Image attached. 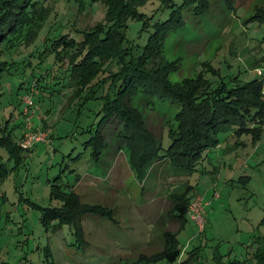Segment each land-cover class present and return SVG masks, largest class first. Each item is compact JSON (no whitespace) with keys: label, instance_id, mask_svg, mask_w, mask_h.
Returning <instances> with one entry per match:
<instances>
[{"label":"rangeland","instance_id":"374dc122","mask_svg":"<svg viewBox=\"0 0 264 264\" xmlns=\"http://www.w3.org/2000/svg\"><path fill=\"white\" fill-rule=\"evenodd\" d=\"M43 1L50 7L43 27L31 45L13 55L16 63L0 79V125L9 118L11 127L17 124V135L25 134L26 115L21 107L25 109L29 95L36 109L34 132L47 135L31 147L22 145L24 136L17 138L26 158L17 166L11 161L10 166L15 167L0 180V264H255L264 244V136L257 146L248 139L235 158L229 153H214L200 171L187 175L176 172L169 163L146 172L138 162L141 152L137 147L125 148L114 156L107 150L110 146L103 147L99 159H94L92 146L85 143L98 127L104 101L113 98L110 93L97 98L98 90L107 93L114 78L97 86L95 93L90 91L95 98H71L78 86L61 80L64 66L54 68L55 51L48 47L64 33L79 38L83 30L103 18L106 6L91 0H82L85 4L80 0H42L37 6L41 10ZM160 6V0H150L140 7L153 15L146 27L141 19L130 20L127 36L131 46L127 51L133 52L131 65L145 61L155 76L153 70H158V79L180 92L172 101L154 98L157 95L151 93L153 100L147 102L141 92L133 100L135 126L139 127V115L144 116L146 126L155 134L164 130L161 140L167 147L171 142L168 129H177V115L187 113L189 100L206 86L202 64L208 63L207 77L214 85L234 80V76L242 81L259 75L264 79V0H237L232 10L223 7L219 11L213 6L201 18L186 14L184 26L165 38L157 57L142 59L139 55H146L142 46L155 22L169 15L170 9L161 10ZM47 69L51 71L45 75ZM195 85L203 87L195 92ZM230 135L231 130L219 134L225 146L238 140ZM0 155L8 160L5 149L0 148ZM160 170L163 175L158 177ZM54 183L62 184L64 192H69L73 183V193L81 201L114 210V220L98 215L83 217L86 246H79L68 225L56 231L43 224V208L62 203ZM187 183L205 201L211 200L203 232L190 214L183 228L176 219L167 218L173 205L171 195L182 193ZM146 201L155 209L153 215H147L149 219L139 214ZM142 215L147 217L144 212ZM165 230L178 232L180 255L174 261L158 258L166 247Z\"/></svg>","mask_w":264,"mask_h":264},{"label":"trees","instance_id":"16d2710c","mask_svg":"<svg viewBox=\"0 0 264 264\" xmlns=\"http://www.w3.org/2000/svg\"><path fill=\"white\" fill-rule=\"evenodd\" d=\"M41 1L0 0V79L10 72L12 65L16 63L13 55L19 53L23 46L31 45L43 27L50 13V7L43 1L45 6L42 10L39 9L37 6ZM80 1L85 4V1ZM148 1L150 0H91V2L105 4L106 11L103 18L90 28L83 30L79 38L70 33H64L53 39L51 46L48 47L51 51H55L57 65L54 68L64 66L62 70L65 74L61 76V80L65 83L68 79L69 82H73V85L78 86L75 87L71 98L79 96L86 97L87 100L95 98L92 92L95 93L96 87L114 78V82L109 83V87L113 90L106 88L107 93H104L103 89L98 90L97 98H106L108 93L113 95V98L111 102L104 101L98 127L85 143L86 146H92L93 158L99 159V152L103 147L110 146L111 149H107L110 156H114L125 148L134 150V147H137L141 152L138 162L139 164L142 162L146 172L155 171L163 164L169 163L176 172L187 175L200 171V166L207 159L210 151L221 144L219 134L223 131L231 130L236 138L250 134L251 141L255 145L264 135L263 76L259 75L248 81H242L239 76H234V80L226 79L214 85L207 77V71L210 70L207 62L202 64L201 71L202 83L206 86L193 98V101L189 100V111L187 113L181 111L177 115L179 118L177 129L173 130L172 127L168 129L167 133L171 142L167 147H163L161 140L164 130L160 135L155 134L146 126L144 116L139 115V127L135 126L134 112L137 110L133 100L138 92L145 96L147 102L148 99L153 100L151 93L157 95L154 98L163 101H172L173 95L180 93L177 87L161 77L158 79V70L152 69L155 76L145 67V61L139 64L132 63V65L130 63L133 52L127 51L131 46L127 36L129 22L141 19L144 21V27L147 26L153 15L149 16L142 12L140 7ZM236 1L160 0L159 8L170 9L169 15L166 19L155 22L154 30L146 44L142 46L146 55L145 57L139 55V57L149 60L157 57L165 38L184 26L186 14L201 18L209 14L213 6V9L217 8L219 11H223V7L232 10L236 8ZM84 4H81V8L85 7ZM114 67L117 70H113ZM49 71L51 70L47 69L44 74L48 75ZM187 82L191 83V81ZM201 87L203 86L195 85L192 88L196 92ZM185 98L188 101L189 98L187 96ZM8 119L5 124L0 125V148L8 153V160H3L4 156L0 155L2 159L0 180H4L11 169L26 158L25 150L16 140L17 138L21 140L24 133L21 136L17 135V124L11 127ZM111 141L112 143L116 141L117 144L112 146ZM11 161L15 163V166H10ZM160 175H163L162 170L159 171L158 177ZM73 186V183L70 184L69 192H64L61 189L64 187L62 184L54 183L53 187L57 194H60L62 203L59 206L44 207L41 219L46 228L52 225L56 231L62 229L65 224L68 225L79 246H86L88 240L84 233L83 217L98 215L114 220V210L103 205L81 201L80 197L73 193ZM196 196L198 194L194 192V186L189 183L182 193L172 194L170 201L173 205L168 211L171 216L167 218L176 219L183 228L190 219V205ZM143 205L142 212L149 214L150 205L147 201ZM52 221H57V224H53ZM203 231L205 228L201 230ZM164 233L166 247L158 258L166 257L174 261L180 255V249L177 247L178 232L173 234L172 231L165 230ZM256 258L255 264H264V244L259 248Z\"/></svg>","mask_w":264,"mask_h":264},{"label":"built area","instance_id":"2783aa9c","mask_svg":"<svg viewBox=\"0 0 264 264\" xmlns=\"http://www.w3.org/2000/svg\"><path fill=\"white\" fill-rule=\"evenodd\" d=\"M34 102L32 99V96L27 95L25 97V109L23 112L25 113V127L27 131L24 134L23 139V146L24 147H31L32 144L44 141L47 137L45 134H38L34 132V116L36 109L34 108ZM211 204L210 201H205L204 198L201 195L196 196L194 201L190 205V211L189 214L193 220L197 222V224L200 227V230H202L205 227V221L206 217L205 214H207V207Z\"/></svg>","mask_w":264,"mask_h":264},{"label":"crops","instance_id":"0c3cea01","mask_svg":"<svg viewBox=\"0 0 264 264\" xmlns=\"http://www.w3.org/2000/svg\"><path fill=\"white\" fill-rule=\"evenodd\" d=\"M231 137H233V138H236V136L235 135H230ZM244 136H246V135H244ZM244 136H242L241 138L240 137H238V140L236 141V142H234V140L231 142V143H229V145L228 146H225V144H220L219 146H217V147H215V148H213L211 151H210V154L208 155V157H207V159L208 160H210V162L212 161V158H213V156H214V153H218V156H223V155H225V154H227V153H229V154H231L232 155V158H235L236 157V155L235 154H238L239 153V151L241 150V149H243V147H245V146H247V144H248V139L251 141V135L250 134H248L247 136H248V138H247V136L244 138ZM264 136V135H263ZM263 139V138H262ZM261 139V140H262ZM260 140V141H261ZM260 141H258L257 143H255V145H253V146H257V144H259V142ZM252 144V143H251ZM238 146V147H237ZM238 153H237V152ZM119 153V152H118ZM117 153V154H118ZM117 154H115V155H117ZM230 155V156H231ZM207 159H205V161L207 160ZM232 165V163L230 164V166ZM217 172V168L215 169V173ZM91 175V174H90ZM91 176H93V175H91ZM148 202V201H147ZM148 203H151V202H148ZM149 208V207H148ZM146 210V209H145ZM151 212L149 213V214H147V213H145L146 214V216L147 215H153V213H154V211H155V209L153 208V207H151V210H150ZM140 212L141 213H139L140 214V217L141 218H143V219H149L148 217L149 216H147L146 218L144 217V215H142L143 214V212H142V210H140ZM153 221V220H152ZM151 221V222H152Z\"/></svg>","mask_w":264,"mask_h":264}]
</instances>
